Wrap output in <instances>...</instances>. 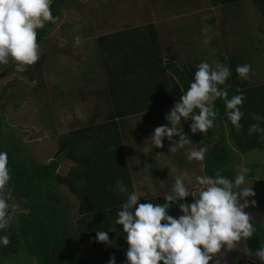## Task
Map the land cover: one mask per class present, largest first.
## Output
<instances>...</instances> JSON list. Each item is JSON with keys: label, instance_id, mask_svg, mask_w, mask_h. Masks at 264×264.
<instances>
[{"label": "trees", "instance_id": "obj_1", "mask_svg": "<svg viewBox=\"0 0 264 264\" xmlns=\"http://www.w3.org/2000/svg\"><path fill=\"white\" fill-rule=\"evenodd\" d=\"M211 1L213 4H230L241 0ZM65 2L66 0H53L51 11L58 19L55 23L46 22L38 30L39 45L61 20ZM252 3L264 19V0H252ZM98 39L113 98L114 110L109 120L70 130L60 140L59 150L54 158L43 163L35 160L19 143L16 134L2 120L0 110V152L8 155L11 170L10 200L17 201L22 208L15 214L11 226L0 232V235L7 234L10 238L8 246H0L2 257H13L24 249L32 255L36 264H83V236L91 234L96 256L85 264H99L102 258L109 259L113 255L117 264H126V233L123 232L122 225L116 224V220L123 203L134 191V186L124 137L116 118L172 104L175 93L180 98L188 90L197 68L190 65L179 66L165 60L161 36L153 22L104 34ZM225 56L230 58L232 74L222 88L227 89L229 98L241 92L246 96L241 107L244 113L240 121L242 128L239 131L234 128L225 114L224 101L217 99L215 104L219 115L213 128L206 134L192 133L190 125L180 131L193 143L207 149L203 160V172L206 176L215 177L220 172L234 180L237 166L232 146L243 154L254 149L264 150V138L256 132L249 134V128L253 124L264 128V82L252 83L251 77L241 80L236 73V66L248 63L238 54H219L222 65L229 63ZM120 58L122 61H119ZM13 65V61L0 65V78L10 74L12 68L9 67ZM117 66L125 67L126 71L122 72V76L114 74ZM136 76L139 80L135 79ZM154 79L156 83H153ZM175 139L179 140V137ZM64 158L71 159L75 165L66 174H61L58 168ZM244 166L250 169L246 178L259 177L261 186L264 187V159L245 163ZM117 180H123L128 188L127 193H120L116 189ZM59 185H65L78 200L79 217L76 226L72 223L70 208L61 200ZM251 187L255 189V186ZM163 195L165 194L140 199V203L163 204L166 202ZM185 202H194V197H186ZM168 212L177 218L183 214L179 202L172 203ZM252 223L256 231L245 240V246L255 253L264 243V226L257 220H252ZM112 228L115 230H110ZM98 231L108 232L109 238L113 235L117 245L112 249L106 248L107 243L96 238Z\"/></svg>", "mask_w": 264, "mask_h": 264}, {"label": "rangeland", "instance_id": "obj_2", "mask_svg": "<svg viewBox=\"0 0 264 264\" xmlns=\"http://www.w3.org/2000/svg\"><path fill=\"white\" fill-rule=\"evenodd\" d=\"M196 1L159 0L158 3L153 0H92L91 5L89 1L84 0L83 5L81 3L83 0H66L64 6H73L79 14V21L75 22V24H70L66 20L68 18H66L64 20V23L67 22L66 25H58L52 29L50 37L39 45V51L42 54L37 63L28 66L24 72H17L15 65H13L9 67L12 68L10 74L0 78V110L2 111V120L6 122L9 130L16 134L19 143L25 147L35 160L43 163L50 161L55 152L59 150L58 136L68 133L70 129L75 127V125L73 126V122H68L61 117L58 118L60 120L57 119V115L59 114L57 111L62 107L59 105L57 107L56 100H54L58 93L55 89H63L60 96V100L65 103L63 108L66 105L75 103V105L70 107L76 108V112L91 109L95 99L78 103L79 100L75 97L77 89L69 88V86L78 80L85 70L91 69V64L93 67L97 62V58H100L98 53L89 55L91 53L89 52V64H85L84 60L80 63L72 62L70 63L71 65H67L66 60H62L58 65V61L61 60V53L58 52L59 56L57 58L56 50L61 45L54 41L57 42L62 33H66L65 39L70 44V50L84 51L86 48H84V45L88 44V49H93V52H95L98 49V45L94 43L91 36H97L98 31L105 33L117 29L122 30L127 27L143 25L142 22L151 20H156V22L160 23L163 22L162 17H166V20H164L160 27V30H163V34L165 35L164 55L167 58H172V62L182 66L184 61H188L189 63H193L194 67L197 68L195 64L198 65L201 61H207L215 66L216 64L222 65L219 60V54H239L251 65V82L254 83L257 78L264 79V25L258 17L250 14L254 11V8L250 5L251 2L249 4L246 1V5L245 2H241L239 5H224L221 12L216 11L215 14H212L216 16L215 23L210 25L206 23V20L210 17V14H206L203 25L201 18H199L202 15L200 9H189ZM158 5L161 7H158ZM207 6H209V3ZM94 12H97L95 20L93 19L95 24L89 27L83 24L87 21L84 20V17L88 16L87 14L89 13L92 15ZM64 16H68L67 10L64 11ZM248 16L251 17L248 18ZM257 25L263 26L258 27ZM60 27L64 28V30H61ZM206 27L210 30L209 35L212 36L208 44L203 42L204 33L202 29ZM89 31L90 34L87 35L86 32ZM73 33L84 35L86 37L85 40H87L84 42L85 44L82 40L77 45L75 39L77 36L72 35ZM61 43H64V41H61ZM65 53L66 51L62 54ZM83 54H79L78 59L82 60ZM75 83L74 85H76ZM109 108L111 109V105H109ZM52 109L56 110V113ZM156 115L155 112H149L133 115L128 118V123L131 127V129H128V139L133 140L137 145L134 148L135 150H141L142 146H140V142L147 140L151 136L150 133L153 131L150 130L151 125L149 124H151V121L158 119ZM164 123L168 124L167 119H164ZM164 123L161 122L157 126L164 125ZM191 123V119L187 121L182 120L181 124L177 127L180 128L184 124L191 125ZM149 147L150 145H147L145 150L149 151L151 148ZM232 148L235 153L236 166H244L245 163L264 159V150L254 149L243 154L235 149V147L232 146ZM146 151H142L143 155H140L144 157L142 160L146 164L145 168L147 167V171L151 172V193L154 191L152 188L157 184L158 187L169 186V183L174 182L177 176L185 175L186 177L184 178L185 181H188V187H192V192L195 196L198 195V189L201 186L196 182L195 178L196 176H205L202 171L203 164L201 161H188L183 153L182 158H186L184 163L179 159L180 156H178L176 161L166 160L167 156L165 154L157 153V159L153 163L150 154L146 153ZM178 152L181 154L180 150ZM137 155L130 157L132 163L136 159L137 162H142ZM68 164H72L71 161L67 163L66 158L62 159L60 165H63L65 170L62 169L63 167L58 168V172L64 174ZM156 164L158 168L159 166L163 168H156V171L164 173L162 175L164 177H158L152 173L155 171L154 166ZM248 186H255V193L264 188L261 186L259 177L253 179L246 178L245 184L241 187ZM58 192L60 193L61 200L70 208L72 223L76 226L79 217L77 214V198L69 192L65 185H59ZM8 203L11 207L15 208V214L22 210L21 204L17 201L9 200ZM115 244L116 239L112 235L110 243L105 244V247L112 249ZM95 256L92 235H84L81 245V263H88ZM110 258H102L99 264H108ZM0 264H36V260L28 251L23 249L13 257H2L0 254Z\"/></svg>", "mask_w": 264, "mask_h": 264}, {"label": "clouds", "instance_id": "obj_3", "mask_svg": "<svg viewBox=\"0 0 264 264\" xmlns=\"http://www.w3.org/2000/svg\"><path fill=\"white\" fill-rule=\"evenodd\" d=\"M52 3L53 0H0V65L13 61L15 70L24 72L40 60L38 30L46 22L55 23L58 19L51 11ZM202 31L203 42L210 43V30L206 27ZM75 39L78 45L79 36ZM225 60L229 63L213 66L201 61L197 65L188 90L166 114L168 124L157 126L152 132V146L162 148L167 138L173 141L169 151L175 153L192 144L177 127L182 120L191 119L192 133L206 134L214 127L219 115L215 104L217 99L224 101L225 114L234 128L237 131L242 128L240 121L244 113L241 107L246 96L241 92L229 98L227 89L220 87L232 74L230 58L225 56ZM235 70L241 80L250 79V64L237 65ZM254 132L264 138V128L259 124L249 128V134ZM177 136L179 140L174 142L173 138ZM206 152L204 147L193 148L187 151L186 157L188 161H203ZM10 171L7 153L0 152V232L11 226L16 211L8 203L12 198ZM249 172L248 167L237 166L234 180L220 172L215 177L196 176V182L201 186L196 196L186 185L185 178L177 176L171 193L163 195L166 201L163 204L140 203L142 195L133 191L123 203L116 220L126 233V264H209L222 248L232 250L237 247V242L252 237L256 231L253 217L244 209L249 206L246 198L255 196V192L251 186L241 187ZM116 189L120 193L128 192L123 180L116 181ZM189 196L194 197V202H185ZM177 202L183 213L178 218L168 212L170 205ZM251 203L254 205L255 200ZM96 238L110 243L106 231H98ZM9 243L7 234L0 235V246L6 247ZM255 256L264 262V246L256 250ZM108 264H117L114 255Z\"/></svg>", "mask_w": 264, "mask_h": 264}, {"label": "crops", "instance_id": "obj_4", "mask_svg": "<svg viewBox=\"0 0 264 264\" xmlns=\"http://www.w3.org/2000/svg\"><path fill=\"white\" fill-rule=\"evenodd\" d=\"M86 1H89L91 3V5H92V0H86ZM153 1L159 3V0H157V1L153 0ZM246 1L249 2V4L251 2L250 5H252V7L255 8L253 6V4H252V0H241V1L230 3V4H213L211 0H197L194 4L191 5V7L189 9H194V8L200 9V11L202 12V15L199 18H201V22L203 23V25H204V22H205V15L206 14H210V17L206 20V23H209V25H210V24L215 23V21H216V16L212 15V14H215L216 11L221 12V10L223 9L224 5H227V6H229V5H239L241 2H245V5H246ZM81 3L84 5V0ZM208 3H209V6H207ZM91 5L88 4V6H90V7H91ZM158 7H161V6L158 5ZM149 8H151V7H149ZM157 9H160V8H157ZM66 10L68 12V16L67 17L64 16V11H66ZM75 10L76 9H74L73 6H68V7L64 6L63 7V11H62L61 20L59 21V23L55 27H57L58 25L65 26L67 22L64 23V20L66 18H68L66 20H68L69 21L68 23H70V24H75V22H78L79 21V14ZM246 11H244V12L246 13ZM250 14L255 15L256 17H258L260 19V21H262V23L264 25V19L261 16V14L256 10V8ZM87 15L88 16L84 17V20H87V21H85L83 24H85L88 27L91 26V25H94L95 21H93V19L95 20L97 12H94L92 15H91V13H89ZM251 16H248V18L251 17ZM162 19H163V22H164V20H166V17H162ZM148 22L155 23V25L157 27V30L159 31V34L161 36V41L163 43V49L165 51V48H164L165 47V43H164V40H165L164 36L165 35L163 34V30H160V27H161L163 22L158 23V22H156V20H151V21L142 22V23L145 24V23H148ZM164 25H165V23H164ZM263 25H260V26H263ZM260 26H258V27H260ZM128 28H133V27H127L125 29H128ZM60 29L64 30V28H62V27H60ZM125 29H122V30H125ZM115 31H121V30L117 29ZM115 31H108V32H105V33L104 32L100 33L98 31L97 36H95V37L91 36V37H93L94 43L96 45H98V49L95 50V52H93L94 51L93 49H88V46H87L88 44L84 45V48L86 47L84 49V51H78V50H74V49L70 50L69 49L70 44H69L68 40L65 39V34L66 33H62V36H60V38L57 39V42L54 41L55 43H59V45H61V47L59 49L57 48V50H56L57 58L59 56V53H61V58H60L61 60L58 61V65L60 64V62L62 60H66L67 65H71L70 63H72V62H79L80 63L81 61H84V60H85V64H89L88 56L90 54L98 53L100 55V58L99 57L97 58L96 64L92 67V64L90 63L91 64V69L85 70L83 75L78 80L75 81L76 83L73 82L69 86V88L77 89L75 91V97H76V99L79 100L78 103L87 102L88 100L93 99V98L95 99L94 105H93V107L91 109H89V110L85 109L83 112H79V111L76 112V108L70 107L72 105H75V103H72L71 105H66V107L63 108V105H65V103H63L60 100L61 92L63 91V89H61V90L60 89L59 90L55 89V91H57L58 93L56 94V97H55L54 100H56L57 107H58V105L62 107V108H60L57 111V113L59 112V114L57 115V119L59 117H61L64 120H67L68 122H73V126L75 125V127L72 128V129H78V128L86 127L89 124H100V123L106 122L112 116L114 108H113V98H112V94L110 92L109 75H108V72H107V69H106V67H107L106 63L104 62V58H103V55H102V52H101V49H100V40L98 39V37L101 36V35H104V34H110V33L115 32ZM86 34L89 35L90 31L86 32ZM72 35L79 36L80 34L73 33ZM48 37H50V34L48 35ZM79 38H81L79 42H82V40H83V43L85 41H87V40H85L86 37L84 35H80ZM60 40L64 41V43H61ZM66 46H67V48H66ZM65 51H66V53L62 54ZM89 52H91V53H89ZM81 53H84L82 60L78 59L79 58L78 55L81 54ZM88 53H89V55H88ZM163 56H164L165 60L173 61L172 58L165 57L164 53H163ZM119 61H122V58H120ZM184 65H190V66L194 67V64L193 63H189L188 61H184L182 66H184ZM73 66H75V65H73ZM195 66L197 67L196 64H195ZM114 70H115V72H114L115 75L119 74L121 76H122V72L126 71L124 66H123V68H121L120 66L119 67L117 66V67L114 68ZM135 79H137V76H136ZM137 80H139V79H137ZM171 80H172V78H171ZM259 82H264V79L257 78L254 83H259ZM74 83L76 85H74ZM153 83H156V79H154ZM226 83H227V81H226ZM226 83H225V85H226ZM225 85H222L220 87L222 88ZM80 89H83V90H80ZM72 96L74 97L73 93H72ZM179 99H180L179 95L177 93H175V99H174V102L172 104H169L167 106H164V107H161V108H158V109L149 110V111H145V112H141V113H136V114H132V115H128V116L122 117V118H118V117L116 118L120 122V130L122 131V134H123V137H124L123 138L124 139L123 140L124 141V147H125V151H126V157H127L129 170H130L132 181H133L134 191L138 195H142L140 197V199H146V198H150V197H153V196H158V195H162V194L171 193L172 187H173V185L175 183V179H174V182L169 183V186H162V187L160 186V187H158V184H157L155 187L152 188L154 191H153V193H151V181H150L151 180V172H149V170L147 171V169H146L147 167L145 168L146 164L142 160L144 157H141V155H143L142 153L144 151H146L145 147L147 145H150L151 148L150 147H149L150 149L147 148V149H149V151L147 150L146 153L148 152V154H150V158H152L151 161L153 163H154L155 159H157L156 158V154L157 153L158 154H160V153L161 154H165L167 156L166 160H174V161H176L178 156H180L179 159L181 160V162L184 163L186 158H184V159L182 158V153L186 156V153H187V151L189 149L195 148V149L198 150L202 146L200 144H198V143H193L192 142V144L186 145L185 148L179 149L181 154H179L178 151L173 153V152L169 151L171 146H172L173 141H170L167 138H165L164 141H163V145L164 146L162 148L161 147H156V146H152V141H151V138H150L151 136H150L147 140L140 142V144H141L140 146H142L140 148L141 150H139V149L135 150L134 148L137 145L135 144V142L133 140L128 139L129 138L128 129H131V127H130V125L128 123V121H129L128 118L130 116H133V115H139V114H145V113H149V112H155V114H157L156 117L158 119L156 121H151L150 120L151 124H149V125H151V129L150 130L154 131L155 127H157L158 124H161V122L164 123V119H166V114L170 112L171 108L174 106V104L177 101H179ZM109 105H111V109L109 108ZM54 112L56 113V110ZM144 119L146 120V118H144ZM58 120H60V119H58ZM164 125H165V123H164ZM185 126H187V124H184L182 127L179 128V130L183 129ZM72 129H70V130H72ZM53 131H54V127H53ZM150 134H152V133H150ZM64 135L65 134H60L58 136V141H57L58 142V147H59V142H60V140L63 139ZM173 140H174V142L178 141V140L175 139V137L173 138ZM136 154H138L137 157L139 156V158L141 159L142 162H137V159H136V161L134 163H132L130 157L131 156H136ZM54 156H55V154L53 155V158H54ZM66 159H67V163L71 161L72 164H70V165L68 164L67 170H66V172L64 174H66L75 165V163L71 159H68V158H66ZM201 162L203 164V161H201ZM147 163H148V161H147ZM157 166H158L157 164L154 166L155 171L152 172V173H154L155 176L164 177V176H162L164 173L162 174L161 171L160 172L156 171V168H158ZM62 167H63V165H59V168H62ZM64 168L65 167H63L62 169L65 170ZM158 169H163V168H161L159 166ZM203 170H204V164H203L202 171ZM179 176H182V175H179ZM182 177H186V176L183 175ZM185 183H186L187 186H189L188 185V181H185ZM189 189L193 191L192 187H189Z\"/></svg>", "mask_w": 264, "mask_h": 264}, {"label": "flooded vegetation", "instance_id": "obj_5", "mask_svg": "<svg viewBox=\"0 0 264 264\" xmlns=\"http://www.w3.org/2000/svg\"><path fill=\"white\" fill-rule=\"evenodd\" d=\"M246 199L249 201V206L245 208L244 211L253 217L252 220H255L256 217L259 218L262 221L261 224L264 225V188L255 193V196L247 197ZM252 200H255L254 205L251 203ZM262 246H264V243H262ZM237 250L238 251H236L237 253H235V257L230 258L229 262L225 264H264V262H262L258 257L255 256V253H252L245 246V240L240 241V246ZM209 264H223L220 261L219 253L213 256V260L209 261Z\"/></svg>", "mask_w": 264, "mask_h": 264}, {"label": "water", "instance_id": "obj_6", "mask_svg": "<svg viewBox=\"0 0 264 264\" xmlns=\"http://www.w3.org/2000/svg\"><path fill=\"white\" fill-rule=\"evenodd\" d=\"M256 218H255V220H257V221L262 223V221L259 218H257V219ZM239 246H240V242H237V247L233 248L232 250H227L226 247H225V249L222 248L221 252L219 253L220 261L223 264L228 263L230 258L235 257V253H237L236 251H238L237 249H238ZM224 252H226L228 255L226 253H224Z\"/></svg>", "mask_w": 264, "mask_h": 264}]
</instances>
